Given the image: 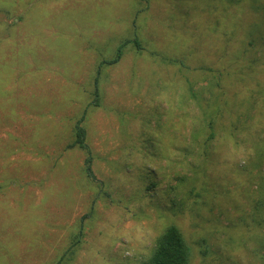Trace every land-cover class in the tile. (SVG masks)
<instances>
[{
    "label": "rangeland",
    "instance_id": "1",
    "mask_svg": "<svg viewBox=\"0 0 264 264\" xmlns=\"http://www.w3.org/2000/svg\"><path fill=\"white\" fill-rule=\"evenodd\" d=\"M218 75L227 105L204 150L183 77ZM95 86L90 183L66 146ZM165 109L187 123L158 161ZM98 190L72 264H136L170 224L189 264H264V0H0V264L53 261Z\"/></svg>",
    "mask_w": 264,
    "mask_h": 264
},
{
    "label": "trees",
    "instance_id": "2",
    "mask_svg": "<svg viewBox=\"0 0 264 264\" xmlns=\"http://www.w3.org/2000/svg\"><path fill=\"white\" fill-rule=\"evenodd\" d=\"M240 1V0H237ZM133 43L136 47H139V42L137 39L132 41L124 42L117 50L115 57L111 61H104L102 64L114 65L116 64L120 58L122 57L123 48L128 43ZM209 69V68H207ZM209 72H213L209 70ZM185 79V89L181 95V102L179 106H187L188 102L193 103L198 110L199 115L196 118H200L199 125L196 128L194 139H197L199 135L205 136L204 141L200 143L202 147L205 148L215 137L216 125L218 120L223 115L225 106L227 105L222 98V93H218L216 88H219V75L213 81H209L207 86H200L198 84L197 79L195 81L190 82L188 79L186 80V76L183 77ZM97 82V78L95 79ZM216 89V91H215ZM207 91V92H206ZM92 96V100L87 103L84 107L81 116L77 119L74 124L72 140L69 144H67L66 149H79L86 153V158L84 160V168L83 175L87 182H93L94 176L91 169L92 156L89 145L86 142V130L83 126V122L86 117L87 109L91 106L98 107L100 105V92L99 89L95 86L94 90L90 93ZM171 109L163 110V113L155 118V122L153 126H151L152 130L157 131V135L155 136V140L153 143L158 144L155 148L154 152L150 155V157L154 156L158 161H165L169 158V153L167 150V146L163 144L164 134H169L171 131V126L174 127L175 124L179 128L186 127L187 120L185 117H178L175 119V123L172 122L171 119ZM172 122V123H171ZM144 128H149V121L145 122ZM179 136H173V139H177ZM155 153V154H154ZM195 172V176L197 179L201 177V172ZM178 181L180 185H189L191 181H189L185 176L179 177ZM99 184V183H98ZM100 187V185H98ZM153 186V185H152ZM170 190L174 191V188L171 187ZM196 186L191 187L189 191L184 195H186L185 199H182L181 203L172 202V207L178 206V208H174L171 213L177 214L179 209H182L183 204H185V200L187 197L193 196L198 197L200 195L199 190L196 192ZM195 191V192H194ZM100 195V190L95 193V198L92 201V204L89 207L87 213L81 216L79 219L75 221V223L68 227L66 243L65 246L56 254L53 261L49 264H72L77 251L80 245L83 243V239L85 237V224L88 219H92L94 217V203L96 199H98ZM190 199V198H189ZM1 263L6 264V260L1 258ZM136 264H189V248L188 245L180 231V229L173 225H166L162 230L161 234L156 238L154 245L150 251V254L143 260L137 262Z\"/></svg>",
    "mask_w": 264,
    "mask_h": 264
}]
</instances>
